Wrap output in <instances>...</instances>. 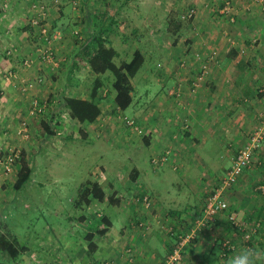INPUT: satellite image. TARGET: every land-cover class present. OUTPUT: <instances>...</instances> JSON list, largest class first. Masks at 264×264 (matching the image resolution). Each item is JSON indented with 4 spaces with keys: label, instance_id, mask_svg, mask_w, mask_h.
Instances as JSON below:
<instances>
[{
    "label": "crops",
    "instance_id": "obj_1",
    "mask_svg": "<svg viewBox=\"0 0 264 264\" xmlns=\"http://www.w3.org/2000/svg\"><path fill=\"white\" fill-rule=\"evenodd\" d=\"M41 1L49 0H0V88L4 91L0 102V125L5 131L0 134V149L20 147L25 157L43 160L48 167H52L54 158L60 157L66 160V164L67 161L76 164L80 158L78 151L71 149L74 147L71 143L80 140L88 145L100 142L108 151L125 150L129 155L128 164H120L125 170L114 172L115 182L110 185L118 184L117 179L125 176V187L118 186L112 195L106 191L109 197L114 196L119 202H92L85 207V210L94 209L97 204L113 207L120 220L111 218L108 210L98 212L99 218L107 216L112 226L105 236L95 238L98 247L95 253H88L84 245H75L67 238L64 243L59 242V248L50 249L44 238L41 245L38 240L34 250V246L32 249L23 246L28 250L16 261L0 252V263L63 264V260L68 258L73 264H163L175 244L169 230L176 233L188 231L201 216L209 198L212 189L209 179L212 177L200 171L219 167L215 161L220 159L227 162L222 170L230 168L239 150L263 119V7L251 0H230L235 13V22H231L226 15L218 13L224 5L223 0H80L84 6L80 12L65 2L54 8L48 18L50 27L59 28L65 34L54 44L57 56L67 59L64 64L67 70L65 85L60 92L56 81L62 73L60 70L53 72L38 60L36 32L28 24V17L34 13L32 4ZM190 9L197 11L195 18L183 21V15ZM105 25L111 30L108 39L118 52L116 60L120 63L129 56L131 58L127 62L131 61L136 52L143 55L144 64L147 59L152 60L154 50L160 56L157 69L147 70L144 75L147 84L139 94L138 109L134 84L137 75L132 79L135 92L130 108H133V116H137L135 119L143 135L119 124L120 113L127 110L119 111L114 100L115 92L106 85H113V77L109 73L95 76L87 64L88 47ZM74 31H79L81 37H75ZM9 52L13 55L8 56ZM212 52L217 53L218 63L212 66L208 79L193 92L192 83L200 72L201 62ZM29 56L35 60V67L24 70L20 66L21 60ZM7 69L18 73L21 78L40 76L45 80L29 94H22L12 82L4 81L2 73ZM83 71L87 72L86 80H83ZM98 78L103 87L98 91L95 102L101 109V116L94 123L81 124L72 120L64 106V98L91 100ZM89 79L92 80L91 87L85 89L84 83ZM34 97L49 101L51 113L48 117L33 119L28 116ZM24 118L30 123V141L18 137ZM42 121L54 135L47 134ZM185 124H189L188 129H184ZM262 149L255 156L256 168L246 170L243 178L252 170L256 175L250 179L247 176L244 181L240 178L235 187L237 192L245 183L255 187L254 193L252 190L249 193L251 206L244 207L239 201L230 207L232 213L239 216L247 213L249 219H253L257 210L264 218V204L257 203L262 187L256 188L259 183H264V145ZM167 151L172 153L170 161L160 168L154 167L152 159ZM221 151L224 153L219 159ZM166 165L177 169L185 179L195 204L181 208V190L177 195L170 189L159 188L154 177L167 178ZM260 172L263 178L258 176ZM182 177L176 178L181 180ZM122 189L124 191H119ZM233 191L232 188L229 195H236ZM146 195L153 200L152 209H146L140 201ZM0 201H3L2 192ZM77 207L83 209L79 205ZM141 223L144 228H140ZM220 224L219 221L215 223L218 227ZM221 225L234 231L229 220ZM0 235L11 237L1 231ZM33 251L41 253V256H31ZM86 256L88 261L83 259Z\"/></svg>",
    "mask_w": 264,
    "mask_h": 264
},
{
    "label": "rangeland",
    "instance_id": "obj_2",
    "mask_svg": "<svg viewBox=\"0 0 264 264\" xmlns=\"http://www.w3.org/2000/svg\"><path fill=\"white\" fill-rule=\"evenodd\" d=\"M76 1L79 2L78 8L75 9L71 3H69L70 4L69 7H71L74 11L80 12L81 9L84 8V6L82 7L80 0H76ZM41 2H47L50 4V0L41 1ZM54 8L57 7L53 6L51 12L54 10ZM182 19L183 21H187V22L193 20V18L189 19L187 17V13L183 15ZM157 54L156 51L154 50L152 54L153 56L152 60L149 61V59H147L146 64L143 65L142 69L139 71V73L134 79V84L136 85V89H137V92L135 94L136 95L135 100L137 102L135 106L137 109L139 108V104H138L139 94L147 84L146 81H144V75L147 70L150 71L151 70L153 71L154 69L156 70L158 63L160 62V56ZM60 57L61 59H63L62 65L59 68L62 75L58 77L59 79L56 81L58 86L57 85L56 86L58 87L57 89L61 92L63 91V85H65V80H66L67 70L65 69L66 66L64 64L67 62V59L65 58V56L64 57L60 56ZM128 58L129 59H126V61L130 60L131 56H129ZM115 62L116 64H119L120 60H115ZM183 63L186 64V62ZM83 73H82V75H84L83 80H86L88 77L87 72L83 71ZM109 74L112 76L111 73ZM156 74L157 73H155V75ZM153 78H155V76H153ZM44 80L45 79L43 78V83ZM91 82L92 80L89 79V82L84 83L85 84L84 88L87 89L88 86L91 87ZM108 82L109 81H106V83ZM106 85L109 86L111 91H113V87L111 84H106ZM43 101L47 103L48 111L45 114V116L39 117L37 119H43L45 117H48L47 115H50L51 113L49 111L50 109L49 101L48 100H43ZM132 109L133 108L128 109L123 114L120 113L118 121L121 126L123 127L125 126L127 127V129H130L131 131L135 132L132 128L128 127L126 122L124 121V117H127L129 119H135L137 117V116H133ZM61 112L63 115L64 114L63 111ZM23 120H25V118ZM30 133H31V129H30ZM252 136H250V138ZM31 139L32 136L29 140H23V141H30ZM71 145L74 146L71 149H73L75 152L78 151V156H79L78 158H80L78 162L75 164L73 162L67 161L68 163L66 164L65 159H61V157L54 158L55 160L52 162V167H48L47 164L43 162V160L40 161L32 160L30 159L31 157L30 158L25 157L24 150H22V148L20 147L8 148L10 150H20L22 152L21 159L24 156L26 160L29 162V164L32 165L34 170L31 180L27 183V185L21 191H15L13 185L16 181L17 166L15 167V171L13 174H6L3 168L0 167V192H2L3 194V201L2 202L0 201L1 202L0 231L6 235L8 234V236H11L12 240L17 239L20 246H27L29 247V249H32L34 246L33 248L34 250L36 249L35 246H38L37 245L39 243L38 240H40L39 245H41V243L43 242L41 240L46 238L45 244H47L50 247V249H52L53 247L59 248V242L61 241L62 243H64L67 238L69 242H74L75 245L78 246L84 245V247L86 248L88 243L85 242V236L89 232L95 231L97 227H99L100 218L98 212L108 210L107 213L109 216H111V218L115 217V219L117 218L116 220H120L118 215L113 212L116 210L113 207L108 208L101 206L100 204H97L94 209L91 208L89 210H85L86 205L83 203L84 201L81 197L82 194L81 186L82 183L84 182L85 183L83 185H85L88 182V180L102 181L101 184L103 185L105 190L109 193V195L114 194L113 192L118 188V186L121 185V187H125L123 185L125 176L124 178L120 177L117 179L118 184H114V186L113 185L110 186V185L115 182L114 172L121 169L122 172L123 170H125V167H122L120 164L127 163V157L129 156L128 153H126L125 150L119 151L118 149L115 150L113 149L108 151L107 147L104 146L103 144H100V142L95 143L93 145H88L84 141L80 140L78 143H71ZM263 145L264 144L261 145V148L257 151V153L260 150L263 151L262 149ZM116 152H118V154ZM0 153H1V149H0ZM115 153L119 157H117ZM223 153L224 152L221 151V155L219 159L222 158ZM136 154H139V151H136ZM114 158H116V160H114ZM256 160L254 157L252 165L249 168L244 169V171L238 176L235 185L230 187V189H228L224 193V199L229 203V207L234 206V203L236 202L239 203V201H242V205L244 207L250 204L251 200L249 193L251 190L253 191L255 187H253V185L251 184L245 183L244 187L238 192L235 191L236 190L235 187L238 185L240 178H243L244 173H246V170L253 169L254 166L256 168L257 165L255 164ZM215 164L216 166L219 167H216L215 169L214 168L203 169L202 171H200L212 177V179L211 178L209 179L212 185L210 187L212 188L210 195L220 187L222 180L226 177L228 170L231 168L230 166V168H228L227 170L225 169L222 170L223 169L222 166L225 167L227 162L222 161L221 159L220 161L216 160ZM164 170L168 172V174L166 175L167 178L164 177L163 179L161 178L158 179L155 175H153L155 176L154 179L158 182L159 188L161 190L170 189L173 193H176L177 195L181 190L182 193L180 194V201H179L181 204V208H185L188 204H195V199L190 197V192L185 183V179L182 177V175L178 174V172L176 171L177 169L174 170L170 167V165L169 166L166 165ZM220 174L223 175L221 176ZM258 174L260 178H263L262 172ZM254 175L256 174L254 173L253 170L249 171L247 175H245V177L242 179V181L247 179V176L250 179L253 178L252 176ZM176 177H182L183 179L181 178V180H178ZM218 179H219V183H217ZM7 181L8 184L6 183ZM258 186L262 188L260 189L261 194L258 196L259 200L257 203L264 204V183H259V185H257L256 188ZM232 188L234 190L233 192H236V195L235 194L229 195V191H231ZM119 191L122 192L124 191V189ZM77 205L83 207V209L81 208L79 209ZM203 211L201 212V216L199 218H196V221L202 217ZM225 213L217 216L214 221L210 222L208 227L202 229L201 231L196 232L195 238H193L191 242L184 248L183 260L178 264H224L226 259L232 256L233 254H235V252L238 251L241 247H249L247 246L248 242L246 241L245 233H243V231H239V230L230 231L223 228L221 224H223L225 220L227 221L229 220V215L232 213V211L229 210V212H225ZM235 214L237 215L238 222L241 224L243 223L246 232L250 233L251 235L256 234L258 239L255 241L259 244L261 243L263 244L264 233L259 234L258 232L256 233L253 232L255 230L254 229L255 224L257 223L260 224V228H262V224H263V217L261 216L260 213H258V210L253 216V219H249L247 217V213H245L246 215L241 214L240 216L238 215V213ZM196 221L192 223L188 231H185L184 233L180 232L181 236H186L191 234V232L195 228ZM218 221L221 222L219 227L215 225V223ZM140 230L142 232H147L142 229ZM226 243H229V245L234 248L233 250H231L230 254L228 255L224 251V247ZM40 247L42 248V246ZM73 250H75V246ZM55 252L57 255H59L58 250L55 249ZM31 256L38 258L37 256H41V253L39 254L33 251ZM83 259L85 261H88L87 256ZM9 264H13V263H9ZM63 264H73V263H71V261H69V259L66 258L63 260Z\"/></svg>",
    "mask_w": 264,
    "mask_h": 264
},
{
    "label": "built area",
    "instance_id": "obj_3",
    "mask_svg": "<svg viewBox=\"0 0 264 264\" xmlns=\"http://www.w3.org/2000/svg\"><path fill=\"white\" fill-rule=\"evenodd\" d=\"M256 4H261L263 7L264 13V0H251ZM65 2L71 3L74 8L79 7V2L76 0H50V4L47 2H36L32 4V10L34 11L30 17H28V24L33 28L35 33V53L38 57V60L45 65H48L53 71L59 70L62 65L63 59L57 56V53L54 48V44L58 40H62L64 33L59 28L50 27L48 25V18L51 13V9L54 7H60ZM224 5L218 10L219 14L226 15L231 22H235V13L234 6L232 1L223 0ZM8 9V8H7ZM197 11L195 9H190L187 13V17L192 19L196 16ZM73 35L75 37H81L79 31H74ZM8 55H13L11 52ZM218 55L216 52L210 53L204 61L201 62L200 72L193 81V92H195L200 85L209 77L211 73L212 66L218 63ZM184 65V63H183ZM20 66L24 70H31L35 67V60L32 57H25L21 60ZM2 77L5 82L13 83L15 89H17L22 94H29L33 91L38 85L43 83L42 77H36L35 79L21 78L18 73L13 72L11 69L4 70ZM4 96V91L0 88V102ZM31 105L28 109V116L33 119L45 116L48 111L47 103L41 100L38 97L31 99ZM124 121L127 126L132 128L136 133L143 135L144 132L142 128L138 125L136 119H129L124 117ZM189 124L184 125V129H188ZM30 123L28 120H23L20 123L18 129V135L23 140H29L31 138L30 133ZM5 133L3 126L0 125V134ZM264 142V118L261 125L255 131L253 136L250 138L249 142L240 149L236 158L233 161L231 168L228 170L226 177L222 180L220 187L215 190L210 197L208 198L206 207L203 211L202 217L195 222V228L191 234L186 236H179L178 242L173 246L174 249L165 259L163 264H178L183 260L184 257V248L191 242L196 236L197 231L208 227L210 222L214 221L217 216L229 212V203L224 199V193L230 189L235 182L237 181L238 176L244 171V169L249 168L254 160L255 154L261 148L262 143ZM172 153L170 151L165 152L161 157H155L152 159V164L154 167H162L167 164L171 159ZM22 157V152L20 150H10L8 148H2L0 153V167L3 168L6 174H13L15 167L19 163ZM139 201V200H138ZM141 203L146 209H152L154 203L151 197L144 196L141 200ZM101 216V215H99ZM229 222L231 225L245 233L246 241L248 242L251 239V234L247 233L243 223H239L237 220V215L231 213L229 215ZM140 228H144V224L139 225ZM260 228V224H255L254 233L257 229ZM170 235L174 236L176 233L173 229L168 232ZM226 251H231L234 248L225 244Z\"/></svg>",
    "mask_w": 264,
    "mask_h": 264
},
{
    "label": "trees",
    "instance_id": "obj_4",
    "mask_svg": "<svg viewBox=\"0 0 264 264\" xmlns=\"http://www.w3.org/2000/svg\"><path fill=\"white\" fill-rule=\"evenodd\" d=\"M109 31H111L110 28L105 25V27L100 29L99 33L96 34L93 44L88 47L86 61L93 75L103 76L107 73L112 74L114 79L112 85L113 91L115 92L114 100L119 111L124 112L128 110L133 104V95L135 89L132 84V79L142 68L144 64V57L140 52H136L131 61H124L120 64H116L115 60L119 54L112 47V42L108 39ZM102 87L103 82L100 80V78H98L94 83L91 100H82L74 97L64 98V106L67 108L72 120L81 124L94 123L101 116V109L95 102V97ZM43 126L46 127V131L48 132L47 134L54 135L53 132L49 131L48 126L44 122ZM16 175V181L13 185V188L15 191H21L31 180L33 175V168L24 156L17 164ZM81 192V197L84 201L83 203L86 206L91 205L93 201L99 203H107L108 200H110L112 203L119 202V200H115L114 196L109 197L105 188L97 181H88L83 186ZM111 226L112 223L107 216L100 218L99 227H97L95 231L89 232L85 236V242L88 243L86 247L88 253H95L98 250V247L95 243V238L105 236ZM230 228L234 231H237V229H235L232 225ZM256 232L259 234L264 233V218L262 228L257 229ZM180 235L181 233L177 232L176 235L170 236L176 243L179 241L178 237ZM253 235L248 241L247 246L257 247L260 245V247H264V243L259 244L255 241L258 239L257 235ZM27 250V247L20 246L17 239L12 240L5 235H0V252L8 254L10 259L14 261L18 260ZM224 251L227 255L231 252L226 251L225 247Z\"/></svg>",
    "mask_w": 264,
    "mask_h": 264
},
{
    "label": "clouds",
    "instance_id": "obj_5",
    "mask_svg": "<svg viewBox=\"0 0 264 264\" xmlns=\"http://www.w3.org/2000/svg\"><path fill=\"white\" fill-rule=\"evenodd\" d=\"M224 264H264V247H241Z\"/></svg>",
    "mask_w": 264,
    "mask_h": 264
}]
</instances>
